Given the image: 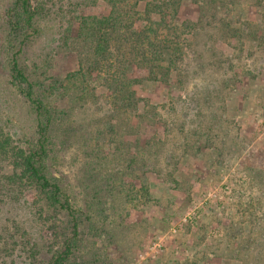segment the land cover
<instances>
[{
    "label": "rangeland",
    "instance_id": "1",
    "mask_svg": "<svg viewBox=\"0 0 264 264\" xmlns=\"http://www.w3.org/2000/svg\"><path fill=\"white\" fill-rule=\"evenodd\" d=\"M14 1L0 0V131L26 151L39 138L35 107L11 83V58L21 50L22 66L44 86L57 120L48 175L93 217L82 228L91 264H264L260 0L218 7L183 1L179 16H168V26H178L181 57L167 81H137L134 40L123 33L124 45L115 35L113 56L93 77L67 78L96 60L93 41L78 35L80 19L108 15L112 0H33L39 33L22 46L7 20ZM114 1L121 14L147 16L152 0ZM190 19L198 23L188 31L183 22ZM147 23L134 21L135 29ZM115 74L137 81L117 104L105 84ZM56 80L65 89L50 94ZM8 173L12 163L0 156V264H48L61 241L53 234L67 218L34 186L7 181ZM92 186L102 188L100 196Z\"/></svg>",
    "mask_w": 264,
    "mask_h": 264
},
{
    "label": "trees",
    "instance_id": "2",
    "mask_svg": "<svg viewBox=\"0 0 264 264\" xmlns=\"http://www.w3.org/2000/svg\"><path fill=\"white\" fill-rule=\"evenodd\" d=\"M183 1L185 0H152L146 5L145 13L147 16L142 13L137 16H131L127 12V15L121 14L124 12L119 7V2L121 1L112 0L113 8L108 15L81 18L78 35L93 41L96 60L92 63L93 67L90 66L85 71L82 69L72 72L67 78L73 81V79L79 80L81 76L85 81L87 80V75L93 77V69L101 66L102 61H109L113 56L111 43L116 35V40L121 43L126 41L125 37L126 39L134 40L132 42L134 51L130 53L136 54L137 59L135 61H137L136 63L142 76L137 78V81L145 78H160L163 81H167V77L170 76L172 70L177 68V61L181 57V45L179 44L177 32L178 26L173 23L170 28L168 26V16L175 20L179 16ZM205 1L203 0V2ZM208 3L216 4V7H218L220 4V6L225 5L226 0H210ZM258 5L264 10V0H260ZM201 6L198 7L202 8ZM154 13L160 15L159 20L154 21L151 18ZM40 15L41 11L34 5L33 0H15L9 9L7 20L10 32L14 39L20 40L21 46L38 35L37 18ZM137 20L140 22L144 20L149 23L135 29L134 21ZM191 20L183 22L185 23L183 26L188 31L194 29L199 22V18L198 22ZM160 29H166L167 33L160 34ZM225 29L233 37L240 38L237 35L239 30L232 29L229 25H226ZM122 33L126 36L124 37ZM260 38L261 36H258V39ZM20 51L18 50V52ZM18 52L14 51L10 62L11 83L35 107L39 138L36 145L26 151L16 146L9 135L0 131V156L9 160L13 166V173H8L7 177H5L6 175H3V177L7 178L9 182H20L34 186L37 191L45 196L46 204L50 209H54L56 212L66 216L67 222L64 229L53 234L55 237L60 238L61 241H58L60 244L54 250L48 264H91L90 255L84 245L86 240L83 237L82 228L87 225L86 221L89 222L93 217L90 212L78 207L61 184L52 180L48 175L47 160L51 144L50 132L57 120L55 113H53L54 108L46 102L48 95L45 94L44 86L31 80V77L21 64ZM117 60L119 61V59ZM125 79L124 75L121 76L120 74L106 78L105 84L110 88L115 104H117L116 101L118 102L122 98L129 84L134 85L137 82H126ZM55 82V84L50 85V94L61 88L65 89L63 84L57 82V80ZM82 95L83 97H90L89 90L83 88ZM105 178L106 176L98 177L93 182L102 181ZM105 186H107V189L104 188V190L110 192L111 186L107 183ZM91 189L95 198L100 196L102 188L99 191L96 186H92ZM97 257L100 258V256ZM94 263H98V261L92 264Z\"/></svg>",
    "mask_w": 264,
    "mask_h": 264
}]
</instances>
